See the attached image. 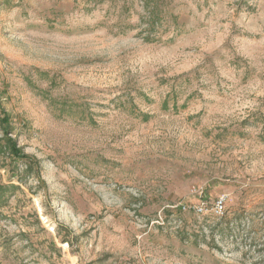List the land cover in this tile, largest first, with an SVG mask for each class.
Here are the masks:
<instances>
[{
  "label": "rangeland",
  "instance_id": "1",
  "mask_svg": "<svg viewBox=\"0 0 264 264\" xmlns=\"http://www.w3.org/2000/svg\"><path fill=\"white\" fill-rule=\"evenodd\" d=\"M8 139L0 264H264V0H0Z\"/></svg>",
  "mask_w": 264,
  "mask_h": 264
},
{
  "label": "trees",
  "instance_id": "2",
  "mask_svg": "<svg viewBox=\"0 0 264 264\" xmlns=\"http://www.w3.org/2000/svg\"><path fill=\"white\" fill-rule=\"evenodd\" d=\"M5 146V148L7 149H3V147ZM1 150L0 153H3V152H8L11 156H21V157H26L25 154L21 153V151L19 149H17L16 145L13 144V141H11L10 139L8 140H5V142L0 146ZM16 187V185H14ZM13 187L11 185H2L0 186V203L3 201V194L7 191V190H10V188ZM2 200V201H1ZM227 209L224 211V214L221 215V216H217L219 218H227L228 215L227 214ZM233 219V218H232ZM232 219L228 220L229 222L232 221ZM253 228L255 227L254 225V221L252 220V225H251ZM226 227V226H225ZM229 227V226H228Z\"/></svg>",
  "mask_w": 264,
  "mask_h": 264
},
{
  "label": "built area",
  "instance_id": "3",
  "mask_svg": "<svg viewBox=\"0 0 264 264\" xmlns=\"http://www.w3.org/2000/svg\"><path fill=\"white\" fill-rule=\"evenodd\" d=\"M184 209L187 208V206H183ZM194 209L197 213L199 214H204L205 213V207L204 203H200L199 205L194 206ZM225 211V204H224V199L221 198L216 201L215 206H214V213L217 216H221L224 214Z\"/></svg>",
  "mask_w": 264,
  "mask_h": 264
}]
</instances>
